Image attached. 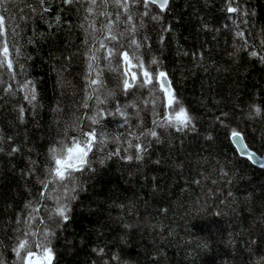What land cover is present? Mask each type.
I'll return each instance as SVG.
<instances>
[{
  "label": "trees",
  "instance_id": "1",
  "mask_svg": "<svg viewBox=\"0 0 264 264\" xmlns=\"http://www.w3.org/2000/svg\"><path fill=\"white\" fill-rule=\"evenodd\" d=\"M236 3L248 12L247 25L238 20L242 37L230 30L228 17L236 14L227 12L225 0H168L163 11L150 5L160 19L144 17L145 27L137 33L138 39L148 37L142 41L144 58L162 61L195 131L164 133L157 127L160 143L149 138L141 161L121 157H134L136 135L152 127L148 91L130 89L124 95L121 88L116 97L106 98L114 73L101 67L106 103L97 106L112 110L132 101L142 110L141 123L131 103L127 124L117 115L103 117L112 138L98 151L94 146L93 170L81 176L70 219L52 241L53 264H264V166L240 157L230 142L238 133L250 150L264 156V0ZM43 6L46 11L40 0H8L4 12L8 43L19 41L26 78L37 96L35 107L24 99L19 75L16 80L5 75L0 82V146L5 149L0 151V256L7 264H15L13 240L18 225L23 231L24 217L35 208L32 225L42 227L46 212L55 207V195L49 200L40 182L49 148L62 138L70 143L77 135L73 120L91 112L83 107L87 82L79 24L84 9L79 0L68 5L43 0ZM252 51L257 55H249ZM14 70L21 71L18 65ZM0 71L6 73V67ZM156 88L160 91L159 84ZM87 103L96 104L95 96ZM253 103L261 114L249 118ZM85 124L91 130L90 121Z\"/></svg>",
  "mask_w": 264,
  "mask_h": 264
},
{
  "label": "snow or ice",
  "instance_id": "2",
  "mask_svg": "<svg viewBox=\"0 0 264 264\" xmlns=\"http://www.w3.org/2000/svg\"><path fill=\"white\" fill-rule=\"evenodd\" d=\"M62 2L68 5L70 2L75 3L76 0H62ZM40 3L41 11H46L43 0H40ZM79 3L85 13L79 24L84 35L82 41L86 65L84 80L87 82L83 107L85 109L90 108L91 112L73 120L71 127L77 135L71 136L70 143L62 138L56 146L49 148L50 162L46 165L44 179L40 182L44 188L49 190V200L55 195V207L46 212L42 227L32 225L35 208L24 217L23 231L18 225L12 247V252L15 253V264H53L55 252L52 241L57 230L62 229L63 223L70 219L68 213L71 210V202L76 199V193L82 186L81 176L83 173L93 170L94 146H97L98 151L104 146L107 139L112 138L105 127L103 117L117 115L122 118L123 123L127 124L129 121L126 118L129 117V112L126 109L131 103L132 107L136 109L132 114L137 117V124L141 123L142 110L132 101L124 104L117 103L112 110L97 106L106 103V99H101L100 90L104 87V82L101 79V67L108 68L114 73L112 88L106 89L103 93L106 98L116 97L121 88L124 95H129L130 89L132 93L138 89H147L148 96L145 100L152 104V127H145L142 132L136 135L134 157L125 153L121 157L123 160L128 161L134 158L136 161H141L150 147L149 138H155V142L160 143L161 136L156 130L157 127L162 129L164 133H169L170 129L181 133L195 131L193 116L174 94L172 87L164 84L168 77L162 67V61L156 56H151L147 60L144 58L142 41L147 43V34L145 33L141 39L137 38V33L145 27L144 17L150 15L153 20L160 19L157 14L150 11V5L158 4L159 9L163 11L168 0H87L86 7L84 0H79ZM141 3L143 11H139ZM225 6L229 14H236L228 17L231 20L230 30L234 31L236 36L242 37L243 31L239 27L238 20L240 24L247 25V9L236 3V0H225ZM29 7L32 6L29 5ZM0 8L3 9L0 11V69L6 67V73L0 71V82H4L3 76L5 75L9 80H16L17 75H19V87L24 91V99L35 107L33 102L37 99L36 88L32 81L26 78V66L21 62L23 55L20 51L19 41L9 45L7 40L5 30L7 16L4 15V12L8 11V0H0ZM113 8L116 9L115 13L112 11ZM33 11L35 12V8ZM137 17H139V23L135 22ZM13 35L18 36V33L13 32ZM234 46L236 51H239V46L235 45V41ZM10 48H14V56H10ZM233 54L230 53V55ZM249 55L256 56L257 53L252 51ZM261 62L264 63V59ZM15 65H18L21 70L20 73L15 72ZM120 68L123 69L122 72L119 70ZM152 81L160 85V91L157 90L156 84H153ZM4 91H9L7 86ZM91 95L95 96L96 104L87 103ZM249 107L250 112L247 113L249 118L260 116V107L255 103ZM159 108L163 109L162 114L157 111ZM23 113L24 109L20 108L21 122L23 121ZM77 120L79 123L76 122ZM85 121H90L91 130H88L89 126L85 124ZM67 135L68 129L65 127L64 137ZM128 135L132 136L134 133L129 132ZM233 135L235 137L238 133ZM116 138L119 139L118 134ZM8 139L11 140L12 138L9 136ZM4 150V147L0 146V151ZM12 151H17L15 146H12ZM99 162L103 163L104 160L100 159ZM39 195L43 197L44 193L40 192ZM31 203L26 201V204ZM39 206L37 202L36 207ZM0 264H7V260L3 256H0Z\"/></svg>",
  "mask_w": 264,
  "mask_h": 264
},
{
  "label": "water",
  "instance_id": "3",
  "mask_svg": "<svg viewBox=\"0 0 264 264\" xmlns=\"http://www.w3.org/2000/svg\"><path fill=\"white\" fill-rule=\"evenodd\" d=\"M155 6L158 7V4L155 5ZM164 84H165V86H170L169 80L167 79V81H165ZM230 142H231L232 146L234 147V149L236 150L237 154L240 157L247 158L256 167L261 168V167L264 166V156L260 157L255 152L250 150L246 146V144H245V142H244V140H243V138H242V136L240 134H238L235 137L232 134L230 136Z\"/></svg>",
  "mask_w": 264,
  "mask_h": 264
},
{
  "label": "bare ground",
  "instance_id": "4",
  "mask_svg": "<svg viewBox=\"0 0 264 264\" xmlns=\"http://www.w3.org/2000/svg\"><path fill=\"white\" fill-rule=\"evenodd\" d=\"M260 156V155H259ZM263 156V155H262Z\"/></svg>",
  "mask_w": 264,
  "mask_h": 264
}]
</instances>
